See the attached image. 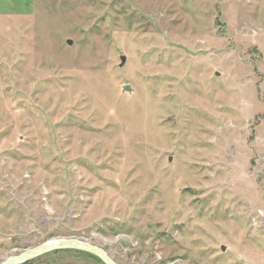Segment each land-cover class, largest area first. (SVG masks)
<instances>
[{
  "label": "rangeland",
  "instance_id": "374dc122",
  "mask_svg": "<svg viewBox=\"0 0 264 264\" xmlns=\"http://www.w3.org/2000/svg\"><path fill=\"white\" fill-rule=\"evenodd\" d=\"M58 239L118 264H264V0L0 17V264Z\"/></svg>",
  "mask_w": 264,
  "mask_h": 264
},
{
  "label": "water",
  "instance_id": "95a60500",
  "mask_svg": "<svg viewBox=\"0 0 264 264\" xmlns=\"http://www.w3.org/2000/svg\"><path fill=\"white\" fill-rule=\"evenodd\" d=\"M122 66L125 64L126 57H122ZM125 91H131L129 86L124 87ZM59 250H77L89 253L102 261L103 264H118L101 248L94 246L88 242H83L77 239H58L43 243L35 248L24 251L20 254L10 257L2 264H24L35 260L48 253Z\"/></svg>",
  "mask_w": 264,
  "mask_h": 264
},
{
  "label": "crops",
  "instance_id": "0c3cea01",
  "mask_svg": "<svg viewBox=\"0 0 264 264\" xmlns=\"http://www.w3.org/2000/svg\"><path fill=\"white\" fill-rule=\"evenodd\" d=\"M34 0H0V17L30 13Z\"/></svg>",
  "mask_w": 264,
  "mask_h": 264
},
{
  "label": "trees",
  "instance_id": "16d2710c",
  "mask_svg": "<svg viewBox=\"0 0 264 264\" xmlns=\"http://www.w3.org/2000/svg\"><path fill=\"white\" fill-rule=\"evenodd\" d=\"M25 264V263H24Z\"/></svg>",
  "mask_w": 264,
  "mask_h": 264
}]
</instances>
